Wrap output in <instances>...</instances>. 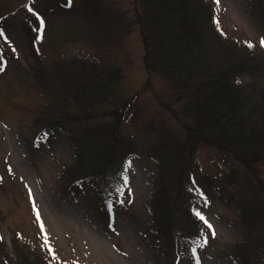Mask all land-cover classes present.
<instances>
[{"label":"rangeland","instance_id":"374dc122","mask_svg":"<svg viewBox=\"0 0 264 264\" xmlns=\"http://www.w3.org/2000/svg\"><path fill=\"white\" fill-rule=\"evenodd\" d=\"M210 3L223 39L264 64V0ZM137 6L0 0V29L8 36L0 35V240L14 256L16 232L44 245L35 203L59 256L51 257L55 264H262L264 156L249 154L250 166L210 141L194 145L183 93L146 68ZM60 61L76 82H108L105 100L77 101L69 76L61 83L55 76ZM93 62L106 74L97 77ZM35 68L46 76L45 88L23 78ZM75 164L80 174L70 182L65 175ZM162 165L171 212L160 223L168 215L182 227L174 246L160 241L150 207ZM40 254L48 255L47 247Z\"/></svg>","mask_w":264,"mask_h":264},{"label":"trees","instance_id":"16d2710c","mask_svg":"<svg viewBox=\"0 0 264 264\" xmlns=\"http://www.w3.org/2000/svg\"><path fill=\"white\" fill-rule=\"evenodd\" d=\"M91 1L86 0L87 4H91ZM135 2L138 5V21L145 43L146 68L151 73L160 74L173 87L174 92L183 93L182 100L186 102L181 101L183 103H180V107L189 104L188 114L183 116V123L187 126L186 130L192 136L194 145L201 139L210 141L232 151L250 166L252 157L250 158L249 154L257 155L256 159L264 156V152L261 153L264 148V64L254 59L255 55L252 53L238 51L223 39L213 20L215 13L211 0ZM256 8L260 9L259 6ZM104 66L93 62L91 68L99 77L108 70ZM54 67L57 68L55 76L59 82L63 75L69 76L66 82L74 85V93L79 94L77 101L92 102L94 106L96 102L105 100L108 82L103 83L99 79L76 82L74 74L70 76L65 73L62 61ZM23 78L45 88L43 81L46 76L41 68L40 71L35 68L33 73H24ZM104 79L111 81L107 76ZM183 110L186 111L184 108ZM252 149L256 153H253ZM76 161L83 162L81 154ZM76 164L71 166L73 171L81 168ZM79 172H72L71 176L70 173L66 174L65 177L72 182ZM163 172L162 165L161 171L155 176L156 190L150 207L159 224L160 241H167L174 246L176 238L179 239L181 234L173 233L180 231L179 228L182 227L175 220L173 223L168 215L160 223L162 214L171 212V187L164 177H161ZM176 193L178 194V191ZM187 220L193 222L194 217L190 215ZM171 223L175 225L176 230H170ZM2 241L0 240V253L4 264H49V261L55 264L56 260L53 262L50 254L41 256L43 244L37 239L23 241L21 235L16 232L13 236V252L16 256L8 251ZM261 261L264 264L263 255Z\"/></svg>","mask_w":264,"mask_h":264},{"label":"snow or ice","instance_id":"6c2138e0","mask_svg":"<svg viewBox=\"0 0 264 264\" xmlns=\"http://www.w3.org/2000/svg\"><path fill=\"white\" fill-rule=\"evenodd\" d=\"M216 4L217 5L219 4V0H216ZM36 16L39 19L40 25H43L44 24V18L40 15L39 12H36ZM213 20L216 23L217 27L219 28L220 22L217 19V17L213 16ZM0 35H4V39L5 40H8V36L4 34V30L3 29H0ZM245 43H247L249 46H251L252 41H250V40L249 41H245ZM260 43L262 45H264V37L261 38ZM0 59H2V58H0ZM124 179L126 181L127 180V177L125 176ZM201 195H203V193H201ZM29 196L31 198V190L30 189H29ZM33 208L36 210V218H37V221L39 222V226H40V233L39 234L42 235L43 240H44V245L43 246L47 247L48 252H49V254H50L51 257H53L54 259H57L58 260L59 259V256L57 255L56 251L53 250V244L48 241V233L45 230L44 222H43V220L40 217L39 210L36 208L35 203H33ZM192 211L195 213V215L197 217H199L200 220L204 221V223L208 225V228L209 229H212V234L215 235V230H214L212 224L206 218L204 212L200 211V209L197 208V207H193ZM201 231H203V229H201ZM205 240H206V238H205ZM49 264H51V261H49ZM77 264H78V262H77ZM197 264H199V261L198 260H197Z\"/></svg>","mask_w":264,"mask_h":264}]
</instances>
